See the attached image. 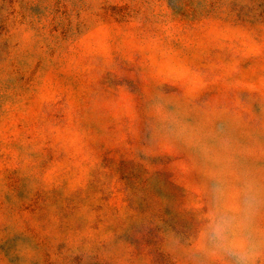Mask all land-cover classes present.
Segmentation results:
<instances>
[{
    "label": "rangeland",
    "instance_id": "1",
    "mask_svg": "<svg viewBox=\"0 0 264 264\" xmlns=\"http://www.w3.org/2000/svg\"><path fill=\"white\" fill-rule=\"evenodd\" d=\"M0 264H264V0H0Z\"/></svg>",
    "mask_w": 264,
    "mask_h": 264
},
{
    "label": "clouds",
    "instance_id": "2",
    "mask_svg": "<svg viewBox=\"0 0 264 264\" xmlns=\"http://www.w3.org/2000/svg\"><path fill=\"white\" fill-rule=\"evenodd\" d=\"M223 227L221 226H217L214 231H213V235L215 237H217L218 239H221V240H225L226 237L223 235ZM231 244L234 246V247H242L243 245V241H240V240H235V241H232Z\"/></svg>",
    "mask_w": 264,
    "mask_h": 264
}]
</instances>
